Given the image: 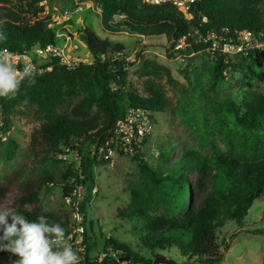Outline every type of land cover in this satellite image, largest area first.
Returning a JSON list of instances; mask_svg holds the SVG:
<instances>
[{"label":"trees","instance_id":"trees-1","mask_svg":"<svg viewBox=\"0 0 264 264\" xmlns=\"http://www.w3.org/2000/svg\"><path fill=\"white\" fill-rule=\"evenodd\" d=\"M46 1L0 0V32L6 35V40H0V51L32 54L37 48L61 47L56 30L49 28L51 16L44 14L42 3ZM98 1L107 28L111 27L114 16L123 15L120 25L128 32L165 35L170 42L174 41L171 57L183 56L189 64L197 57L203 60L201 67L193 70L199 91L197 99L206 100V108H199L205 126L203 139L206 145H214L212 138L218 135L226 152L215 147L207 157L200 151L184 150L181 159L166 169L169 175L154 171L139 153L134 154L133 160L151 178L152 194L145 199L139 192H133L141 208L124 209L119 216L128 221L142 220L135 233L140 246L150 256L145 257L124 242L110 238L105 240L101 257L90 259L96 245L90 244L91 238L85 232L82 246L86 247V260L92 264H114L120 259H125L126 264H154L164 258L159 252L175 248L190 264H221L228 244L220 239V230L229 222L242 223L254 203L264 197V87L248 91L243 104H237L231 97L220 100L229 70L242 68L236 61L226 63L220 51L209 49L215 41L234 36L236 32L248 30L255 35L264 34V0H194L184 7L177 6L173 0L158 4L145 0ZM82 34L94 59L92 65L68 70L53 56L43 66L52 67V71L34 75L32 85L27 78L21 81L15 97L32 107L30 115L14 110L11 104L10 107L8 98H0L1 134L15 129L24 134L23 124L28 120L39 123L30 133L28 143V150L38 156L35 167L28 174L18 169L0 177V210H14L30 222L41 215L45 207L41 195L48 187H60L66 197L86 185L87 197L93 196L95 168L104 161L101 154L115 137L117 122L124 120L130 109L141 110L149 120L155 121L153 114L164 111L167 106L164 79L170 86L184 89L169 67L144 60L139 71L147 81L143 93L138 92L128 81L133 64L128 62L125 46L101 39L91 28H85ZM181 41L185 47L177 49ZM256 57L264 63V57L255 53L240 59L257 61ZM201 76L205 83H201ZM206 90L214 92V96H208ZM76 95L80 96L79 101L67 110ZM183 117L190 126L185 114ZM8 143L5 158L10 161L20 145L11 136ZM90 146L95 148L92 157L87 155ZM65 150L78 155L77 165L80 164L84 179L76 163L61 167L66 161L58 155H65ZM191 169L201 171L199 190H207L199 208L186 203L192 198L186 178ZM210 181V187L205 189ZM161 204L166 209L164 215L157 212ZM43 214L50 222L65 227V240H68L70 216L50 210ZM8 222L11 223L10 217Z\"/></svg>","mask_w":264,"mask_h":264},{"label":"rangeland","instance_id":"rangeland-1","mask_svg":"<svg viewBox=\"0 0 264 264\" xmlns=\"http://www.w3.org/2000/svg\"><path fill=\"white\" fill-rule=\"evenodd\" d=\"M42 5L45 9L44 14L51 16L52 19L49 28L55 29L57 36L61 39V50L72 55L77 53L74 56L83 58H87L89 55L91 61L92 56L82 39V31L85 28H91L101 39L125 46L126 55L130 60L128 62L133 64L129 68L128 81L138 92L143 93L147 81V78H143L139 71L144 60H154L169 67L174 79L184 87V89H176L170 86L166 79L163 80L167 106L164 111L153 114L155 121H140L135 117V114H131V109L127 111V115L131 117L133 126L131 128L134 130L137 127L139 131L143 132L138 153L154 171L160 170L164 175H169L166 169L181 159L184 150L200 151L207 157L213 154L215 147L226 152V147L218 135L212 138L214 145L211 143L206 145L207 141L203 139L205 126L199 108H206V100L197 99L199 91L196 88L193 75V70L203 64L200 57L195 58L190 64L188 61L183 62L180 55L171 57L170 50L173 48L174 41L170 42L165 35L132 34L123 25H120L124 20L120 15L114 16L110 22L111 27L107 28L103 23V11L98 0H48ZM49 59H40L37 62L46 65ZM256 59L257 61L235 59L241 64L242 69L234 72L232 69L229 70L225 87L219 94L220 100L231 97L237 104H243L248 91H257L264 87V63L261 58L256 57ZM205 81L204 76H201V83H205ZM206 93L208 96H214V92L210 90H206ZM79 99V95L73 96L71 105L67 108L68 104H66L64 108L69 110ZM7 101L14 110L19 112L30 115L33 111L32 107L22 103L20 98L15 97ZM184 114L189 120L190 126L185 123ZM14 118L19 120L17 117ZM38 124L34 119H30L23 124L24 134H20L16 129L11 131L12 139L18 141L20 145L14 159L8 161L5 158L10 146L8 142L0 146V177L10 175L18 169L23 174H28L35 167L38 156L28 150V143L30 133ZM113 151V155L108 160L104 159L103 163L95 168L96 188L93 196L87 197L86 185L78 191L84 213L85 232L91 238L90 244L95 243L96 245L90 252V259L101 257L105 248V240L110 238L124 242L133 251L149 257L147 250L140 246L139 238L135 233V230L140 228L142 220L121 219L119 213L124 209L138 210L141 208L132 193L139 192L143 198H150L152 194L151 178L133 160L132 154L135 152L130 153L126 146L123 145L121 148L117 143L114 145ZM166 152L167 154H165ZM94 154L95 148L88 147V157H92ZM62 159L66 163L61 167L68 166L70 163L77 165V161L80 162L78 155L70 151L66 152ZM202 176L201 171L194 169L186 173L192 190L191 201L187 199L186 203L192 208H199L207 196V190H199ZM210 185L211 181L207 182L205 189H208ZM41 201L45 207L56 214H68L72 222L71 207L65 201L60 187H48L42 193ZM157 208L159 215H164L166 210L164 206L161 204ZM0 212H4V210H0ZM2 235L3 231L0 230V236ZM219 236L228 244L227 250L224 251V261L221 264H263L264 197L254 203L242 223L229 222L220 230ZM73 249L78 254L79 264L93 263L91 260L87 262L84 247L75 244ZM9 253L0 251V264H9L7 261ZM158 254L172 261L173 264H190L188 258L181 256L175 248Z\"/></svg>","mask_w":264,"mask_h":264},{"label":"built area","instance_id":"built-area-1","mask_svg":"<svg viewBox=\"0 0 264 264\" xmlns=\"http://www.w3.org/2000/svg\"><path fill=\"white\" fill-rule=\"evenodd\" d=\"M169 0H145L147 3L151 4H158L161 2H165ZM174 4L179 7H184L189 2H193L194 0H173ZM122 18L125 16L120 15ZM59 20V17H58ZM52 24V23H51ZM50 27V25H49ZM264 34L255 35L252 32L245 30L241 32H236L234 36L229 38L220 39L215 41L212 47L209 49L210 52L220 51L224 57L226 58V63L229 61H235L236 58H240L243 56H248L249 54H256L258 56L264 57ZM185 47L184 41H181L177 49H182ZM55 56L58 58L60 64L66 67L68 70H73L78 68L81 65H92L94 59L92 58L91 61L89 60V55L87 58L74 56L71 53H67L61 50L60 47L48 46L46 48H37L33 51L32 54L30 53H13L9 50L0 51V57H6L7 59L11 60L13 67L18 72H23L24 69L28 66H32L33 75H41L46 71H52V67H43L44 65L38 63L40 59H49V57ZM182 61L185 62L183 56H180ZM104 59V57H102ZM117 59V58H116ZM129 60V59H128ZM130 61V60H129ZM134 61V60H133ZM23 81V80H22ZM131 114H135V117L139 118L140 121L142 120H149L148 116L144 114L141 110H131ZM131 117L126 115L124 120L118 121L116 124L115 129V137L108 142L106 145V150L102 151V156L104 155V159H109L110 156L113 155L114 145L117 143L118 146H126L127 150L130 153L138 154L140 152L139 147L140 145V138L143 135V132L139 131L137 127L134 130L131 128L132 122ZM3 127V122L0 120V128ZM12 131V130H11ZM11 131L1 134L0 133V145L5 144L8 142L9 137L11 136ZM67 152V150H65ZM132 154V155H134ZM60 159L64 158V155H58ZM81 179H84V176L81 175L80 171V164L76 166ZM84 186V185H82ZM81 186V187H82ZM81 187L79 189H81ZM78 190H75L74 193L70 196L65 197V201L71 207L72 210V222H71V234L68 240H64V245H70L74 247L75 244H78L80 247L82 246L86 228L84 226V213L81 208V200ZM75 243V244H74ZM111 257L116 258L115 253H111ZM19 259V257L15 256L12 253L7 255V261L9 264H15V262Z\"/></svg>","mask_w":264,"mask_h":264},{"label":"clouds","instance_id":"clouds-1","mask_svg":"<svg viewBox=\"0 0 264 264\" xmlns=\"http://www.w3.org/2000/svg\"><path fill=\"white\" fill-rule=\"evenodd\" d=\"M0 40L6 35L0 32ZM27 78L29 85L35 83L32 66L18 72L11 60L0 57V98H15L21 81ZM36 220L28 221L14 210L0 212V251H8L19 259L15 264H79L77 252L70 245H64L66 229L58 222H50L43 213ZM11 218V223L8 218ZM57 246V247H54Z\"/></svg>","mask_w":264,"mask_h":264},{"label":"water","instance_id":"water-1","mask_svg":"<svg viewBox=\"0 0 264 264\" xmlns=\"http://www.w3.org/2000/svg\"><path fill=\"white\" fill-rule=\"evenodd\" d=\"M125 261H126L125 259H120V260H117L114 264H121V263H124ZM154 264H173V262L165 258H161V259L156 260Z\"/></svg>","mask_w":264,"mask_h":264}]
</instances>
